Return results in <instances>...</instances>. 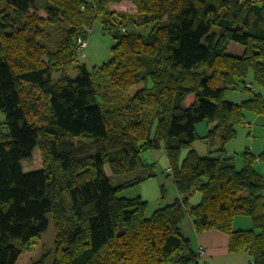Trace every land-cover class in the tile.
Wrapping results in <instances>:
<instances>
[{
	"label": "trees",
	"instance_id": "1",
	"mask_svg": "<svg viewBox=\"0 0 264 264\" xmlns=\"http://www.w3.org/2000/svg\"><path fill=\"white\" fill-rule=\"evenodd\" d=\"M115 1L0 0V264L47 263V213L51 264H199L187 215L264 264V145L244 149L240 167L226 149L248 113L264 116V0H131L135 12ZM94 20L116 40L112 57L71 77ZM229 89L248 97L231 101ZM199 138L210 156L193 148ZM160 148L181 196L147 216L141 195L119 193L156 175L143 154ZM35 149L42 167L24 172ZM236 216L250 228L235 229Z\"/></svg>",
	"mask_w": 264,
	"mask_h": 264
},
{
	"label": "rangeland",
	"instance_id": "2",
	"mask_svg": "<svg viewBox=\"0 0 264 264\" xmlns=\"http://www.w3.org/2000/svg\"><path fill=\"white\" fill-rule=\"evenodd\" d=\"M110 9L117 10V11H128V12H135L136 7L132 3L131 0H119L112 2L108 5ZM41 16L47 17L46 13L41 10L39 11ZM89 36L87 39H82V42H78V48L82 47L81 44L85 47L81 48L84 51H78L79 55L77 58V62L67 68V71L71 77L77 76V71L75 69L76 64L78 63H85L90 71H93L95 68L100 66L102 63L107 62L112 57V46L116 42L113 35L102 30L101 24L94 20L93 22H89ZM49 31H52V35L54 38L58 36V31L62 28V25L58 27L49 26ZM141 29H137V32H147V27H139ZM59 73H55L54 77L58 78ZM250 80H252L250 78ZM141 85L133 88L131 93H134ZM248 95V91L244 90H227L226 91V98L234 101L240 102ZM38 117H34L35 121H37ZM249 121V122H248ZM197 126L203 127L204 132H208V122L201 121L198 123ZM4 131L3 127L0 126V134ZM251 132V134H250ZM200 133V132H199ZM201 134V133H200ZM264 145V116H257L253 113H248V119L245 123L239 124L237 126V134L234 138L229 140L226 143V149L230 151V154L236 155L237 166L240 167L242 164V158L240 153L246 149L250 148L254 153H259ZM193 148L198 152L201 156H210L208 154V145L204 139H197L194 144ZM187 153L186 149L181 150V159L185 157ZM143 157L148 162H154V171L156 175L145 179L144 181L127 188V193H134L139 194L148 201L147 208H146V215L150 216L152 212L160 207L161 205H165L171 203L175 195L177 193L176 186L171 176V172H168L169 168V161L165 154L163 148L147 151L143 154ZM22 166L24 172H30L34 170H38L42 167V158L39 149H35L33 155L30 160L22 161ZM107 172L109 173V169L106 167ZM164 191V194H163ZM133 194V195H134ZM200 196V193L197 192ZM192 203H195V199H191ZM47 219L49 221L48 227L45 231L42 232L40 236V240L42 242V247L40 249L39 255L46 254L47 263L51 264L53 259V245L55 239V226L52 219L51 213L46 214ZM187 215V219H188ZM250 220V218L243 216ZM184 223V228L186 224V220ZM251 222V220H250ZM183 228V229H184ZM185 230H183L184 233ZM205 254V253H204ZM203 255V254H202Z\"/></svg>",
	"mask_w": 264,
	"mask_h": 264
},
{
	"label": "crops",
	"instance_id": "3",
	"mask_svg": "<svg viewBox=\"0 0 264 264\" xmlns=\"http://www.w3.org/2000/svg\"><path fill=\"white\" fill-rule=\"evenodd\" d=\"M228 50L232 54L241 55L243 53V46L236 43H231ZM246 97H248V95ZM193 100H194V96L189 95L186 99V103L189 105L193 102ZM197 125H196V129L198 133L200 132L201 134L200 133L199 134L201 136H204L206 134V131L204 132L203 127ZM211 127L212 124H208V129H210ZM227 152L228 154L231 153L230 151H228V149ZM150 163H154V162L151 161ZM126 189L122 190L119 193V195L126 197H134L136 195H140L139 192H137L136 194L133 193L134 195L132 193H127ZM180 196L181 195L177 192L175 198ZM191 199L192 200L195 199V203H196L199 201L200 196L197 194V192H194L191 195L190 201ZM186 221H187L185 224L186 226L184 228V223H185L184 222L182 225V229L184 228L183 229L185 230L184 235L190 239L191 246L194 249V251H196V256L199 264H253L251 262L247 250H240L235 252H231L229 250L228 234L214 229L197 233L193 229L192 220L190 216H188V219ZM233 225L235 229H248L251 226V222L250 220L244 218L243 216H236L234 218ZM199 248H202L205 251V254L198 255L197 250ZM166 264H173V263H166Z\"/></svg>",
	"mask_w": 264,
	"mask_h": 264
},
{
	"label": "built area",
	"instance_id": "4",
	"mask_svg": "<svg viewBox=\"0 0 264 264\" xmlns=\"http://www.w3.org/2000/svg\"><path fill=\"white\" fill-rule=\"evenodd\" d=\"M78 42H82V39H78ZM81 46L82 47H79V50L82 52L83 51V47H85V45L83 46L82 44H81ZM81 48H83V49H81ZM168 172H170L171 171V169L170 168H168V170H167ZM205 253V251L202 249V248H199L198 250H197V254L198 255H202V254H204Z\"/></svg>",
	"mask_w": 264,
	"mask_h": 264
}]
</instances>
